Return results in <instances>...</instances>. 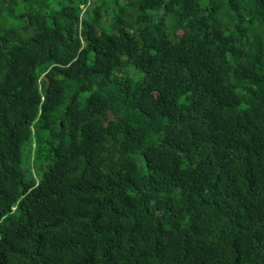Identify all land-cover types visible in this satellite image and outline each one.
<instances>
[{"label": "trees", "instance_id": "obj_1", "mask_svg": "<svg viewBox=\"0 0 264 264\" xmlns=\"http://www.w3.org/2000/svg\"><path fill=\"white\" fill-rule=\"evenodd\" d=\"M0 264H264V0H0Z\"/></svg>", "mask_w": 264, "mask_h": 264}, {"label": "rangeland", "instance_id": "obj_2", "mask_svg": "<svg viewBox=\"0 0 264 264\" xmlns=\"http://www.w3.org/2000/svg\"><path fill=\"white\" fill-rule=\"evenodd\" d=\"M136 160H137L138 166L140 168H143L144 167V163L142 162V159L141 158H137Z\"/></svg>", "mask_w": 264, "mask_h": 264}]
</instances>
